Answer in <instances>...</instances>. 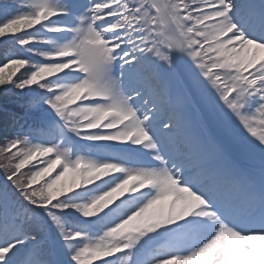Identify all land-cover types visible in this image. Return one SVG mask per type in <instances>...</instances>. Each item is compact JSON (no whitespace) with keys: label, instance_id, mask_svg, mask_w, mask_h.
<instances>
[{"label":"snow or ice","instance_id":"1","mask_svg":"<svg viewBox=\"0 0 264 264\" xmlns=\"http://www.w3.org/2000/svg\"><path fill=\"white\" fill-rule=\"evenodd\" d=\"M0 264H264V0H0Z\"/></svg>","mask_w":264,"mask_h":264}]
</instances>
